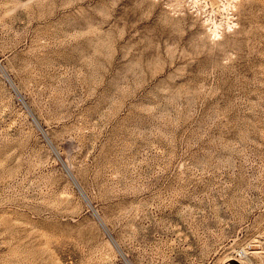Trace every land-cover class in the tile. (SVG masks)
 <instances>
[{
	"label": "rangeland",
	"instance_id": "1",
	"mask_svg": "<svg viewBox=\"0 0 264 264\" xmlns=\"http://www.w3.org/2000/svg\"><path fill=\"white\" fill-rule=\"evenodd\" d=\"M128 263L264 264V0H0V264Z\"/></svg>",
	"mask_w": 264,
	"mask_h": 264
},
{
	"label": "bare ground",
	"instance_id": "2",
	"mask_svg": "<svg viewBox=\"0 0 264 264\" xmlns=\"http://www.w3.org/2000/svg\"><path fill=\"white\" fill-rule=\"evenodd\" d=\"M216 20V19H215ZM221 25L219 22L218 23H216V22H214V25H215V27H214V29H213V31H215V33H219L218 32V29H220V28H218L219 27V25ZM4 70V69H3ZM8 71V70H7ZM5 72V71H4ZM9 73V72H8ZM6 75H7V73H5ZM8 76V78H9V81H10V83L15 87V85H14V82L10 79L11 77H9V74L7 75ZM16 88V87H15ZM19 88V87H18ZM17 89V88H16ZM21 94V93H20ZM22 97V96H21ZM28 104V103H27ZM29 111L31 112V114H32V117H33V119L35 120V122L37 123V125L38 126H40L41 127V123L38 121V119L36 118V116L34 115V113L31 111V109H29ZM45 132V131H44ZM45 135H47V133L45 132ZM49 135V134H48ZM48 137V136H47ZM51 138V137H50ZM49 138V139H50ZM49 141V140H48ZM51 143V142H50ZM53 145V144H52ZM55 148V147H54ZM59 152V151H58ZM57 152V153H58ZM62 155V154H61ZM66 165V164H65ZM68 172H69V174H70V176H71V178L73 179V181L78 185V188L81 190V192L83 193V195L87 198V202H89L90 204H91V202H90V199L87 197V195H86V193L84 192V190H83V188L80 186L81 184H79V182H78V180H77V178L75 177V175L73 174V172L70 170V168L68 167ZM92 206V205H91ZM93 207V210H94V212L96 213V215H97V218H98V220H99V222L102 224V226L104 227V229H105V231L108 233L107 235H109L110 236V238H111V240H113L115 243H116V245L118 246V243H117V241L115 240V238H114V236L112 235V233H111V230H109V228L107 227V224L105 223V220H104V218L103 217H101L99 214L100 213H98V211H97V209L94 207V206H92ZM115 245V246H116ZM120 250V249H119ZM122 252H124V251H121V253ZM123 254V253H122ZM124 255H125V253H124ZM124 258V257H123ZM129 264V263H128Z\"/></svg>",
	"mask_w": 264,
	"mask_h": 264
}]
</instances>
